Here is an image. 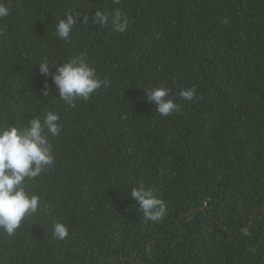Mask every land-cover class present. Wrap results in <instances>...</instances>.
<instances>
[{"label":"trees","instance_id":"1","mask_svg":"<svg viewBox=\"0 0 264 264\" xmlns=\"http://www.w3.org/2000/svg\"><path fill=\"white\" fill-rule=\"evenodd\" d=\"M0 3V124L53 112L61 125L53 164L26 179L37 212L14 235L0 229V264H264V0ZM96 9L125 13L127 30L93 25ZM65 13L69 41L55 34ZM78 55L108 84L70 106L38 63ZM160 86L179 111L147 101ZM133 187L166 204L159 222Z\"/></svg>","mask_w":264,"mask_h":264},{"label":"clouds","instance_id":"2","mask_svg":"<svg viewBox=\"0 0 264 264\" xmlns=\"http://www.w3.org/2000/svg\"><path fill=\"white\" fill-rule=\"evenodd\" d=\"M119 3V0H115ZM10 14V8L0 3V19ZM89 17H83L88 23ZM77 23L76 16L65 13L55 25V34L59 40L69 41ZM93 25H111L112 30L124 33L128 28V18L117 9L113 13L96 9L92 15ZM39 64V72L44 76L51 75L52 82L59 93V98L70 106L76 100H86L102 86L108 84L101 80L95 69L90 67L83 55L70 57L56 64L48 60ZM55 72L50 73V67ZM47 81L43 95L48 96ZM147 101L155 105V111L161 116H168L179 111V105L169 96V89L163 86L144 90ZM196 94L195 88L181 90L179 95L191 101ZM167 97V98H166ZM14 121V120H13ZM60 117L53 112H45L43 118L34 117L28 127L19 128L11 124H0V229L7 235H14L21 222L38 210L39 197L25 191L26 179L38 177L54 162L50 137L61 131ZM130 197L139 205V211L145 221L159 222L167 212L166 204L156 197L150 188L133 187ZM53 235L63 240L68 236V229L61 223L53 226Z\"/></svg>","mask_w":264,"mask_h":264}]
</instances>
